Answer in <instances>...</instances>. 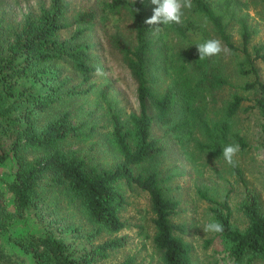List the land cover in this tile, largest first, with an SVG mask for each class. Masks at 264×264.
Segmentation results:
<instances>
[{
	"label": "trees",
	"instance_id": "16d2710c",
	"mask_svg": "<svg viewBox=\"0 0 264 264\" xmlns=\"http://www.w3.org/2000/svg\"><path fill=\"white\" fill-rule=\"evenodd\" d=\"M192 5L193 11L210 24L230 51L241 53L236 72L251 74L253 78L233 85L218 56L199 59L196 44L200 40L189 31L197 27L200 35L207 37L210 33L202 25L172 24L160 26L161 30L155 32V26L144 23L153 14L155 5L151 0L105 1L102 7L106 13L123 9L135 26L134 43L117 34L109 35L108 40L137 82L139 110L122 119L107 98V89H100L103 112L111 126L108 138L120 156L113 166L102 168L89 166L83 155L64 145L72 139H84L96 125L87 127L84 119L72 121L69 110L50 111L61 99L85 93L95 85L87 83L85 89H79L98 68L91 65L92 45L82 40L97 12L93 8L75 11L68 21L65 2L50 0L48 7H41L34 16H25L12 29L0 22V128L11 136L7 147L0 139V164L9 158L15 164L7 182L14 210L7 207L0 189V231L30 206L43 214L46 209L49 220L45 232L10 237L31 254L35 264H101L110 251L123 246L126 235L95 241L102 231L118 232L128 225L121 215L127 204L123 186L147 193L154 226L152 240L162 253V263L194 264L191 247L177 233L182 232L183 225L172 219L179 199L170 193L159 169L147 165L162 150L158 139L151 136L153 119L168 123L175 102L184 112L179 121L170 125L177 132V139L182 142V136L198 128L203 141L197 142V146L215 156H221L222 147L228 144H238L241 150L250 146L233 129V119L241 109L255 108L260 117L264 151V79L256 66L257 60L264 61V42L250 44L252 30L244 16L236 18V43L229 32L232 13L221 11L209 0H192ZM72 24L76 26L70 40H62L61 30ZM165 31L176 32L186 45L173 50L166 38L171 33ZM154 67L159 68V76L152 75ZM77 79L80 81L74 83ZM226 85L253 91L252 104L243 106L247 97L235 90L220 110L213 111L215 93ZM149 106L155 113L149 111ZM45 112L50 113L44 116ZM231 170L244 182L237 163ZM199 194L210 203V222L215 220L223 225V232L213 236L221 239L224 256L232 264H253L264 259V209L259 194L245 190L239 203L243 224L235 222L227 196L217 200L205 191L199 190ZM64 201L73 208L64 209ZM79 211L92 224V230L72 220L71 216ZM71 237L85 238L88 243L76 249L67 240ZM113 264L146 263L128 255Z\"/></svg>",
	"mask_w": 264,
	"mask_h": 264
},
{
	"label": "rangeland",
	"instance_id": "374dc122",
	"mask_svg": "<svg viewBox=\"0 0 264 264\" xmlns=\"http://www.w3.org/2000/svg\"><path fill=\"white\" fill-rule=\"evenodd\" d=\"M66 4L67 19L72 20L75 11L93 8L97 16L93 24L89 25L82 40L90 43L91 65L102 70L101 74L97 69L91 72L89 80L81 84L79 89H85L89 83L94 86L85 93L65 97L58 101L51 112L69 110L72 112V121L85 120L86 126L96 125L84 139H72L65 143L66 149L76 151L83 155L89 166L97 168L113 166L120 160V156L109 141L111 126L104 115V103L100 97V89H107V98L111 101L115 110L119 111L121 118L126 120L132 111L139 110L137 100V82L131 75L117 49L109 42L111 34H117L125 41L134 43L135 26L125 10L117 13H106L102 4L110 0H63ZM214 6L225 13H232L233 17L229 25V32L232 39L238 43L239 29L236 18L244 16L252 30L250 44L258 45L264 42V0H209ZM50 0H0V22L7 29L14 28L27 15H36L41 7H48ZM226 10L223 8L226 6ZM107 15L106 18H101ZM227 18V17H226ZM182 23H196L202 25L210 33L207 37L200 35L199 28L193 27L189 31L195 39L203 43L208 39H218L217 33L210 24L197 15L193 9L184 10ZM199 24V25H197ZM76 25L72 24L61 30L62 40H70L71 33ZM166 35L169 45L179 49L186 45V42L176 32ZM196 33V34H194ZM223 51L218 55L219 62L224 66L229 80L233 85L242 83L246 79H252L253 75H241L236 72V65L241 58V53L230 51L220 40ZM256 66L260 77L264 79V61L257 60ZM68 71V68H65ZM69 72V71H68ZM152 75L159 76V68L154 67ZM162 84L167 81L162 78ZM77 79L74 83H78ZM88 83V84H87ZM160 81L156 83L159 86ZM238 91L247 97L243 106L252 104L255 93L251 90L235 89L234 86L226 85L215 93V102L212 108L220 110L223 103L230 94ZM149 111H155L149 106ZM50 112H45L47 116ZM183 110L178 103H173L169 112L168 123L162 124L156 118L151 125V136L158 139L162 150L147 165L156 166L165 185L170 188V193L178 198L179 205L172 219L183 225V230L177 231L191 247V256L194 264H232V261L225 257L223 244L220 238L214 237L213 233H206L203 227L211 220L210 203L202 198L199 190L205 191L208 195L217 200L227 196L233 210L235 222L243 224V216L239 210V203L243 199L245 190L258 193L264 209V151L261 147L260 117L255 108L250 110L241 109L233 119V129L241 133L250 144L248 148L240 149L234 157L237 165L241 168L244 182L234 174L223 159V156L212 155L209 151L201 150L197 142L203 141L198 128L182 136V142L177 139V132L170 128L183 117ZM184 130H182L183 132ZM179 132V133H182ZM184 133V132H183ZM0 139L6 143L11 141V136L0 128ZM15 168L14 160L9 158L0 164V189H2L4 200L10 210H14L13 195L7 188V182L11 179ZM127 204L121 212L128 225L118 232L102 231L95 241L105 238L126 235L127 242L112 251L108 258L101 260V264H113L128 255L135 256L139 261L146 264H163L162 253L154 245L152 235L154 226L150 201L146 192L134 188L129 189L123 186ZM64 209L70 210L72 206L62 203ZM64 211V210H61ZM41 213L37 207L30 206L25 209L21 216H15L9 225L0 231V264H35L30 253L11 240V236H21L28 232L43 233L46 231V223L49 215ZM83 212H77L71 218L76 224H81L85 229H93L92 224L85 219ZM76 249H80L88 240L85 238H67ZM253 264H264V259L257 260Z\"/></svg>",
	"mask_w": 264,
	"mask_h": 264
},
{
	"label": "clouds",
	"instance_id": "9594fccd",
	"mask_svg": "<svg viewBox=\"0 0 264 264\" xmlns=\"http://www.w3.org/2000/svg\"><path fill=\"white\" fill-rule=\"evenodd\" d=\"M143 2V0H142ZM155 5L153 14L147 18L144 23L155 26L154 31L159 32L160 26H170L172 24H181L184 10L192 8V0H151ZM199 59L218 56L222 51V45L218 39H208L203 43L196 44ZM97 73L101 74L102 70L97 68ZM238 144H228L222 147V156L224 161L232 167L236 166L234 157L239 152ZM224 230L222 223L211 221L203 227L206 233H222Z\"/></svg>",
	"mask_w": 264,
	"mask_h": 264
}]
</instances>
